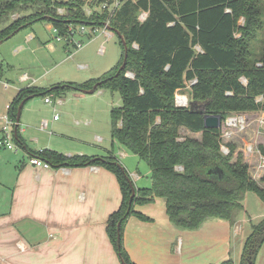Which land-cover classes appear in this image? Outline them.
<instances>
[{
	"label": "trees",
	"instance_id": "16d2710c",
	"mask_svg": "<svg viewBox=\"0 0 264 264\" xmlns=\"http://www.w3.org/2000/svg\"><path fill=\"white\" fill-rule=\"evenodd\" d=\"M99 1L0 0V41L17 28L39 20L49 21L62 35L69 23L101 25L107 18L106 12L87 16L83 9L86 3L95 6ZM58 8L63 12L59 13ZM143 10L147 16L139 21ZM260 15V5L255 0H125L109 17V26L120 33L127 45L123 69L119 68L125 51L119 38V61L99 77L82 83L62 82L50 89L26 86L9 104V117L16 123L18 105L28 96H60L64 89L81 91L95 83L96 88L119 89L122 103L111 110V137L147 163L150 186L137 188L131 198L128 173L121 170L112 153L97 158L41 150L35 155L52 166L100 164L115 174L121 202L108 216L106 232L125 264H134L122 244L127 218L133 215L151 220L134 209L135 203L163 198L169 220L190 230L210 217L233 224L244 210L247 192H253L264 204V186L251 176L241 152L233 157L236 145L228 143V152L224 153L221 128H206L203 123L205 114H219L223 121L231 113L264 111V40L258 55L252 57L250 48L262 28ZM132 43L138 47L134 48ZM257 62L261 65L257 66ZM126 71L133 76H127ZM242 76L246 84L240 81ZM191 80L195 82L188 85ZM186 86L190 88L194 108L190 104H174L175 91ZM18 127L14 141L20 145L23 140ZM182 128L200 133V137L182 134ZM259 148L264 153V147ZM260 180L264 182V175ZM263 243L264 217L252 224L238 264H255ZM218 264L234 262L227 258Z\"/></svg>",
	"mask_w": 264,
	"mask_h": 264
},
{
	"label": "crops",
	"instance_id": "0c3cea01",
	"mask_svg": "<svg viewBox=\"0 0 264 264\" xmlns=\"http://www.w3.org/2000/svg\"><path fill=\"white\" fill-rule=\"evenodd\" d=\"M44 23L45 29L52 28L49 21ZM31 29L39 38L35 28ZM38 29L41 30L40 27ZM21 30L23 28L7 39ZM48 47L52 50L55 46L48 43ZM7 69H15V66L7 64ZM6 74L0 66V82L2 81L3 86L4 82L8 83V86H4L5 89H14L5 96L0 95V116L6 110L8 112L12 99L26 86L50 89L59 83L70 82L59 81L57 74L49 77L48 68L38 77H32L23 70L14 80ZM24 74L27 79L21 80L20 77ZM98 76L100 75L94 78ZM43 79L47 85H41ZM47 95L59 99L61 103L45 102ZM45 96L43 102L50 106L52 114L56 112L58 105L65 103L62 97L52 93ZM28 99L21 107L19 118L22 126L18 130L23 143L16 144L14 150L0 147V264H121L106 232L107 218L121 202L120 186L115 174L100 164L50 165L48 168L33 165L30 157L41 150H55L66 156L84 154L99 158L104 155L92 151V147L88 151L87 146L81 145L87 142L81 138L59 129L48 130V120L43 119V114L44 111L50 114V110L37 108ZM66 112L71 114L68 108ZM240 113L258 115L260 111ZM51 119V123H56L60 117L54 119L52 116ZM1 126L0 119V136ZM163 203L164 216L156 218L153 213L142 212L151 220L144 221L132 215L135 217L132 219L136 220L130 222V218L123 226L122 244L134 264H182V245L184 236H189V229L173 224L166 214L165 202ZM226 221L230 227H234L233 234L242 228L239 224L242 221L240 213L233 224ZM158 224L164 225L159 227ZM214 231L216 235L219 234L217 228ZM194 236V239L193 236L190 237V244L194 242L197 247L206 246L201 244L205 242L204 239ZM219 238L218 235L217 244L221 246ZM209 241L210 244L206 247L208 250L201 251L204 256L208 253L207 260L211 262L207 264H218L227 259L213 262L210 247L214 246L215 240ZM197 247H193L196 252ZM240 256L241 254L238 255L237 264Z\"/></svg>",
	"mask_w": 264,
	"mask_h": 264
},
{
	"label": "rangeland",
	"instance_id": "374dc122",
	"mask_svg": "<svg viewBox=\"0 0 264 264\" xmlns=\"http://www.w3.org/2000/svg\"><path fill=\"white\" fill-rule=\"evenodd\" d=\"M255 1L260 5L262 28L251 42L252 57L258 55L263 45L262 40H264V0ZM44 24V21H37L30 27L28 26L29 28L24 27L15 36L0 44V66L10 79H16L17 74L22 70L27 71L32 77H38L45 72V68H48L49 77L57 74L60 77L59 81L82 83L92 77L94 78V76L102 75L116 65L120 59L122 49L119 36L111 29H107L112 33L110 37L101 32V27L93 33L86 32L81 36L76 34L74 38L81 39L83 45L81 48H75L71 44L64 46V40H57V33L53 31V28L45 29ZM31 27L35 28L39 38ZM39 27L41 30L38 29ZM48 43L54 45V49L50 50ZM7 64L14 65L15 69H7ZM243 78V76L240 77L242 82L245 80ZM45 82L46 80L43 79L41 85H47ZM12 89L14 88L5 89L2 81L0 82L1 96H5ZM189 90V86H186L181 92L185 93L190 101L191 93ZM59 95L65 103L56 108L54 114L60 117L56 123H51L54 114H52L50 106L43 102L44 94H37L28 99V102H31L35 107L50 110V114L46 111L43 114V119L48 120L47 129L51 131L59 129L64 133L85 140L88 144L81 142V145L87 146L88 151L92 147V151L104 156L112 153L116 161L128 173L136 189L150 186V169L147 163L111 137V110L122 103L119 89L100 86L92 93H82V91L68 88L62 90ZM67 98H71V100L68 101ZM66 108L71 110V114L66 112ZM6 112L7 110L4 114ZM236 114L241 113H231L230 115ZM255 115L245 114L249 120V125L245 131L234 130L230 137L222 135V144L224 145L222 151L227 152L228 143L235 144L236 149L233 157L236 156L237 152H241L242 160L248 164L251 176L261 186H264V182L260 180V177L264 175V165L261 164V157H264V153L258 152L260 145L264 147V129L255 119ZM21 126L20 124L19 128ZM223 130H229V128L226 129L225 121L222 122L221 132ZM180 132L188 136L200 137V133H193L187 129L182 128ZM247 144L252 145L253 148L247 150ZM163 202L164 200L159 198L146 204L135 203L133 207L143 213H153L158 218L160 215L164 216ZM243 204L244 210L240 212L242 221L239 223L240 228H242L235 234H233L234 227H230L226 220L215 217L206 219L201 227L195 230L189 229V236H184L185 240L182 245V264H207L211 262L207 260L208 253L205 256L201 254V251L208 250L206 247L210 244L209 240L211 239L215 240L214 246L210 247L213 262L216 263L230 257L237 264L245 236L251 232L250 225L256 224L264 217V204L253 192L245 194ZM130 218V222L136 220L132 219L135 217L129 216L126 221ZM163 225L158 224L157 226ZM214 228H217L219 232L221 246L217 244L218 235H216ZM194 235L204 239L205 242L201 244H206V246L197 247L194 242L190 244V237L193 236L194 239ZM193 247H197L198 252L193 250ZM121 264L123 263L121 262ZM255 264H264V243L256 255Z\"/></svg>",
	"mask_w": 264,
	"mask_h": 264
},
{
	"label": "built area",
	"instance_id": "2783aa9c",
	"mask_svg": "<svg viewBox=\"0 0 264 264\" xmlns=\"http://www.w3.org/2000/svg\"><path fill=\"white\" fill-rule=\"evenodd\" d=\"M124 1L125 0H100L99 2H97V4L95 6H91L89 3H86V5L83 8L85 14L87 16H91V15L99 16L103 12H106L107 18H106L105 22L101 25H98L96 23L73 25V24L69 23V24H67L65 35L60 34L58 32V30L51 24L53 31L55 33H57L56 39L57 40L63 39L64 44H66V45L71 44L75 48H81L83 45V42L81 41V39H75L74 38L75 35L79 34L81 36L82 34H84L86 32L87 33H93L95 31H97L100 27H101V32L105 33V35L107 37H110L112 33L110 32V30L107 31V29H109V27H108L109 26V17ZM132 1H136V0H132ZM57 11L59 13H61V12H63V9L58 8ZM146 16H147V11L143 10L139 13L138 20L144 21ZM242 23H243V18L241 17L239 19V24L241 25ZM132 46L134 48L138 47V45L136 43H132ZM196 49L199 51H202L199 46H196ZM101 51H103V50L101 49ZM256 65L259 66V65H261V63L257 62ZM126 75L129 77L133 76L130 72H126ZM20 79L26 80L27 79L26 74L21 75ZM243 79H245V78H243ZM240 81H241V79H240ZM194 82H195V80H191L188 83V85H190ZM242 83L246 84V79ZM4 86L5 87L8 86V83L4 82ZM182 89L183 88L177 89L175 91V94H174V104L177 107H186L190 104V101H189V98L187 97V95L185 93L181 92ZM44 101L47 103H50V104L53 103V101H55L56 103H61V101L59 99H57V98L54 99L51 95L45 96ZM8 109H9V105H8ZM53 118L57 119L58 115L54 114ZM0 119L3 122V125L1 126L0 147H4L7 149L14 150L17 147L15 144V141H14V130H13L14 129L13 126H14L15 122L9 117L8 112L1 115ZM255 119L257 120L259 125L264 129V111H260V113L258 115H255ZM223 121H225L226 129L229 128V130H225V131L223 130V132H221V133L223 136H227V137H230L234 130L245 131L249 125V120L245 116V114L228 115L225 118V120H223ZM221 126H222V124H221ZM223 146L224 145L221 144V150H222ZM252 148H253L252 145L247 144V150H251ZM227 152H228V149H227ZM227 152H225V153H227ZM258 152H260V151L258 150ZM29 160L35 166H41L44 168L50 167V164L46 160L42 159L39 155H34V156L30 157ZM261 162H262L261 164L264 165V157H261Z\"/></svg>",
	"mask_w": 264,
	"mask_h": 264
},
{
	"label": "water",
	"instance_id": "95a60500",
	"mask_svg": "<svg viewBox=\"0 0 264 264\" xmlns=\"http://www.w3.org/2000/svg\"><path fill=\"white\" fill-rule=\"evenodd\" d=\"M109 29L113 30L115 33H117V35L119 36L120 40L122 41V44L124 46V58H123V61H122V64L120 65V68L119 69H123L125 67V64H126V57H127V45L125 43V40L123 39V37L120 35V33L116 30H114L112 27L108 26ZM19 29H21V27L17 28L16 30H14L11 34H9L7 38H9L10 36H12L14 33H16ZM2 42V41H0ZM119 72V71H118ZM118 72L116 73V75L118 74ZM97 83H95L93 85L92 88L90 89H81L82 92H85V93H92L95 91L96 87H97ZM29 97L31 96H28L26 98H24L18 105V108H17V116H16V123H15V126H14V134L16 135V131H17V125L19 123V118H20V111H21V107L23 105V103L26 101V99H28ZM195 107V104L193 102H190V108H194ZM203 123H204V127L206 128H219L221 127V124H222V121H221V117L219 114H205L204 115V120H203ZM117 165L121 168V170L124 172L125 169L117 162ZM127 179L130 183V186H131V195L130 197L133 198L134 195H135V190L136 188L133 186V183L130 179L129 176H127ZM119 225H120V222L117 223V240L120 241V228H119ZM123 264H125L123 261H121Z\"/></svg>",
	"mask_w": 264,
	"mask_h": 264
}]
</instances>
